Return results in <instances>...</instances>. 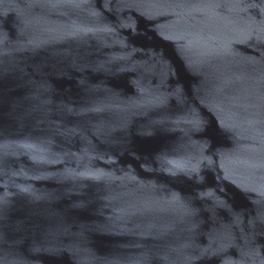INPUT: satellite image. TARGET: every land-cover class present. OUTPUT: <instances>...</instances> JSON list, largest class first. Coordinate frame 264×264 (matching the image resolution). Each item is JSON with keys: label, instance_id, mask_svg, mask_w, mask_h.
I'll list each match as a JSON object with an SVG mask.
<instances>
[{"label": "water", "instance_id": "water-1", "mask_svg": "<svg viewBox=\"0 0 264 264\" xmlns=\"http://www.w3.org/2000/svg\"><path fill=\"white\" fill-rule=\"evenodd\" d=\"M131 264H264V0H12Z\"/></svg>", "mask_w": 264, "mask_h": 264}]
</instances>
